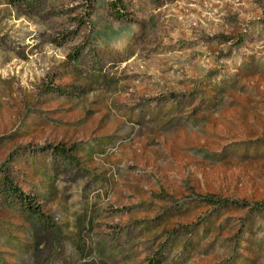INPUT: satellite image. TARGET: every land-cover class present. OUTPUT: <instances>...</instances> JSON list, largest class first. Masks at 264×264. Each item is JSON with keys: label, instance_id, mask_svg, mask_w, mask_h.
<instances>
[{"label": "rangeland", "instance_id": "rangeland-1", "mask_svg": "<svg viewBox=\"0 0 264 264\" xmlns=\"http://www.w3.org/2000/svg\"><path fill=\"white\" fill-rule=\"evenodd\" d=\"M111 1L0 0V264H264V0Z\"/></svg>", "mask_w": 264, "mask_h": 264}, {"label": "trees", "instance_id": "trees-1", "mask_svg": "<svg viewBox=\"0 0 264 264\" xmlns=\"http://www.w3.org/2000/svg\"><path fill=\"white\" fill-rule=\"evenodd\" d=\"M27 0H11V2L17 3V2H26ZM126 3L124 0H112L109 3V9L111 13H113L115 16L120 18H125L128 20L129 18L125 15V9ZM213 201V200H212Z\"/></svg>", "mask_w": 264, "mask_h": 264}]
</instances>
